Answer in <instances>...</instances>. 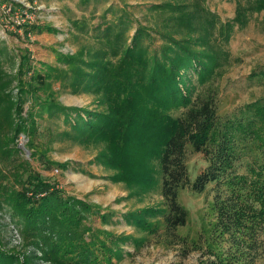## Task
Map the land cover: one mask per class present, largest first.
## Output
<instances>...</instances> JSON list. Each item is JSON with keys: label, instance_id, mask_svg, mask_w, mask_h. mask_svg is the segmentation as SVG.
<instances>
[{"label": "trees", "instance_id": "1", "mask_svg": "<svg viewBox=\"0 0 264 264\" xmlns=\"http://www.w3.org/2000/svg\"><path fill=\"white\" fill-rule=\"evenodd\" d=\"M155 1L158 2L145 6L146 13L157 14L155 21L147 15L143 20L138 19L126 9H120L121 13L117 14L112 5L94 26H90L92 17L74 22L75 30L82 35L91 34L95 43L83 54L69 55L56 50L62 66L39 63L37 68L27 64V57L23 56L16 63L13 52L0 44L2 121L12 125L7 135L21 132L27 136L31 156L49 168L55 164L65 169L66 164H56L45 156L42 147H50L52 128L43 129L37 117H44L51 126H56L51 138L56 143L68 140L84 144L96 140L127 151L137 146H154L155 188L162 207L142 210L130 217L136 221L142 220L141 217L156 219L168 235H175L188 216L179 201V192L188 188L203 193L211 186L217 223L232 235V231H239L245 224V211L235 190L244 183V177L237 174L236 165L241 147L250 137L254 138L250 128L252 112L222 118L213 99L198 93V88L213 73L220 54L209 38L215 15L208 12L204 0ZM245 1L238 5L237 17L264 10V0ZM100 2L79 0V8L85 11L86 6ZM109 13L111 18H107ZM22 30L28 35L51 29L33 23L22 26ZM29 72L30 76L25 77ZM62 80L70 81L68 86L74 88L73 92L100 93L111 110L66 106L51 94L45 97L39 93V90L49 91L53 83ZM13 88L17 90L15 96ZM28 97L32 103L24 113L23 104ZM251 111L262 113L264 106ZM189 150L201 155L204 163L193 179L187 166ZM102 153L101 158L105 157ZM259 164L261 168L256 171L264 173V154ZM25 167L28 169L23 177L16 179L18 190H6L0 197V210L7 208L10 219L22 233L34 238L28 258H34L37 251L42 254L41 260L93 264L97 255L94 238L99 232L90 227L87 216L97 214L103 218V214L96 206L66 195L42 175L29 171L28 163ZM148 183L153 185V176ZM128 240V237L116 238L114 250L103 242L99 246L120 258L119 243ZM64 244L73 250L82 246L81 252L75 253L74 258L60 259L58 252H66ZM16 261L0 251V264ZM27 264H33V259Z\"/></svg>", "mask_w": 264, "mask_h": 264}, {"label": "rangeland", "instance_id": "2", "mask_svg": "<svg viewBox=\"0 0 264 264\" xmlns=\"http://www.w3.org/2000/svg\"><path fill=\"white\" fill-rule=\"evenodd\" d=\"M20 1L21 5L28 3L34 8V25L49 26L51 30L32 32L28 36L22 27L2 21L0 44L13 52L16 63L23 56L27 57V64L37 68L39 63L62 66L56 58V50L76 55L92 49L95 39L90 37L91 34L82 35L75 30L73 23L92 17L90 26H94L100 22V15L108 6L113 5L117 14L121 13L120 9H126L138 19L143 20L147 15L150 20H157V14L145 11L147 4L158 2L155 0H101L100 4L86 6L85 11L80 10L78 0ZM245 3V0H204L208 12L215 15L209 38L220 54L213 73L198 88L201 96L213 99L217 114L222 118L238 112H252L250 128L254 138L250 137L241 147L236 165L237 174L244 177V183L234 186L245 211L243 228L229 235L219 227L211 186L203 193H195L188 188L179 192V201L188 216L186 224L177 228L175 235H168L156 219L141 217L142 220L136 221L130 217L132 214L162 207L161 197L155 188L157 160L154 146H137L127 151L96 140L84 144L68 140L56 143L51 140L57 131L56 126H51L44 117H37L42 121L43 129L52 128L50 147H42L45 156L56 164H66L65 169L55 164L50 168L43 167L27 149V136L21 132L7 135L12 125L2 121L1 111L0 197L6 190H18L20 185L16 179L23 177L28 163L29 171L42 175L66 195L96 206L103 218L97 214L87 216V223L94 232H99L94 238L97 255L92 260L93 264H264V173L256 171L261 168L259 163L264 154V112L251 111L264 106V10L246 12L237 17L238 5ZM111 17L112 14H107V18ZM209 18L213 17L209 15ZM68 83L70 81L67 80L53 83L49 91L39 90V93L45 97L51 94L66 106L101 112L111 110L100 93L73 92L74 88ZM16 91L13 88L14 96ZM29 98L23 104L24 113L32 103ZM36 111L34 117L37 116ZM187 166L193 179L204 166L202 156L189 150ZM152 176L154 183L151 186L148 182ZM6 209L0 210L1 252L17 259L14 264H27L31 259L33 264H63L41 260L42 254L37 251L34 258H28L34 238L22 233ZM127 237L130 240L119 243L120 258L99 246L103 242L114 250L115 239ZM63 247L66 252L58 254L65 260L74 258L82 246L76 250L67 244Z\"/></svg>", "mask_w": 264, "mask_h": 264}, {"label": "built area", "instance_id": "3", "mask_svg": "<svg viewBox=\"0 0 264 264\" xmlns=\"http://www.w3.org/2000/svg\"><path fill=\"white\" fill-rule=\"evenodd\" d=\"M35 20L36 14L30 4L23 3L21 5L15 4L10 0H0V22L7 21L6 23L10 22L11 24L22 27L35 23Z\"/></svg>", "mask_w": 264, "mask_h": 264}, {"label": "crops", "instance_id": "4", "mask_svg": "<svg viewBox=\"0 0 264 264\" xmlns=\"http://www.w3.org/2000/svg\"><path fill=\"white\" fill-rule=\"evenodd\" d=\"M10 1L13 2V3H15V4H20V3H21L20 0H10ZM78 1H79V0H78ZM78 1H77V2H78ZM77 2H76V3H77ZM27 4H28V3H27Z\"/></svg>", "mask_w": 264, "mask_h": 264}]
</instances>
